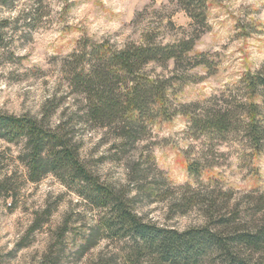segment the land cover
<instances>
[{
    "label": "clouds",
    "instance_id": "clouds-1",
    "mask_svg": "<svg viewBox=\"0 0 264 264\" xmlns=\"http://www.w3.org/2000/svg\"><path fill=\"white\" fill-rule=\"evenodd\" d=\"M0 264H264V0H0Z\"/></svg>",
    "mask_w": 264,
    "mask_h": 264
}]
</instances>
